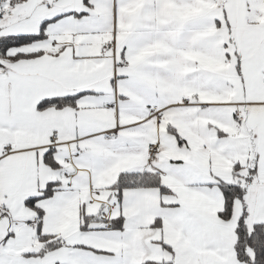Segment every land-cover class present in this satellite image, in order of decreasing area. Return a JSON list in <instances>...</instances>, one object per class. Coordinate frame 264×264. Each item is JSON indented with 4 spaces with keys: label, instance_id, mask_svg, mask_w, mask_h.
I'll return each instance as SVG.
<instances>
[{
    "label": "snow or ice",
    "instance_id": "6c2138e0",
    "mask_svg": "<svg viewBox=\"0 0 264 264\" xmlns=\"http://www.w3.org/2000/svg\"><path fill=\"white\" fill-rule=\"evenodd\" d=\"M0 264H264V0H0Z\"/></svg>",
    "mask_w": 264,
    "mask_h": 264
}]
</instances>
